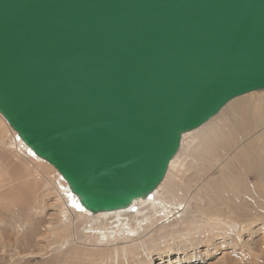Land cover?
I'll return each instance as SVG.
<instances>
[{
	"label": "water",
	"instance_id": "95a60500",
	"mask_svg": "<svg viewBox=\"0 0 264 264\" xmlns=\"http://www.w3.org/2000/svg\"><path fill=\"white\" fill-rule=\"evenodd\" d=\"M264 91V0H0V115L92 215L164 180L182 136Z\"/></svg>",
	"mask_w": 264,
	"mask_h": 264
},
{
	"label": "bare ground",
	"instance_id": "6f19581e",
	"mask_svg": "<svg viewBox=\"0 0 264 264\" xmlns=\"http://www.w3.org/2000/svg\"><path fill=\"white\" fill-rule=\"evenodd\" d=\"M5 123L0 115V168L6 167L2 155L8 152L30 164L34 168L31 173L33 176L29 173L27 179L42 176L41 189L47 195L52 193L55 196L54 207L58 210L59 222L64 227H73L74 221H81L85 225V233L73 235L72 239L82 240L96 250H108L113 264L119 262L120 254L125 258L128 254L132 255L133 251H136L135 257L143 255L149 259L152 252L147 248V243L166 248L168 240L174 239H180L181 246L193 238L196 246L202 240L213 241L226 237L240 241L241 233L262 220L264 92H252L230 101L208 122L184 134L180 149L170 162L164 178L166 182L163 180L159 186L162 187L160 196L134 201L130 208L138 202L143 203L140 209L134 211L128 208L92 215L83 210L88 213L87 217L80 216L67 206L65 197L70 194L67 185L58 186L41 173V167L35 166L29 158L28 150L14 138L16 133L9 128L8 132L5 130L8 125ZM49 166L45 165L47 169ZM186 172H190V177L179 176ZM248 177L254 181L248 182ZM4 183H0V188L11 184L8 182L10 184L6 186L7 183ZM35 193L33 189L32 194ZM4 195L0 191V197ZM71 196L79 206L76 198ZM45 197L35 195L30 202L38 209ZM25 202L31 205L29 201ZM83 218L84 221L81 220ZM72 230L76 231V228ZM155 238L161 241H152Z\"/></svg>",
	"mask_w": 264,
	"mask_h": 264
},
{
	"label": "rangeland",
	"instance_id": "374dc122",
	"mask_svg": "<svg viewBox=\"0 0 264 264\" xmlns=\"http://www.w3.org/2000/svg\"><path fill=\"white\" fill-rule=\"evenodd\" d=\"M8 128L11 129L7 125L5 127L7 132ZM14 138H17L16 134ZM28 152L35 166L41 167V173L46 174L52 183L58 186L66 184L53 167L34 158L29 150ZM2 156L6 167L0 168V183L5 182L6 186L10 184L8 182L11 184L9 187L0 188L1 193L5 194L3 198L0 197V264H113L109 259L108 250L104 252L101 248L96 250L82 240L72 239L73 235L75 237L85 233L83 231L85 225L81 221H74L73 227H64L59 222V213L54 207L55 196L52 193L47 195L41 189L42 176L33 180L27 179L29 178L27 175L29 173L32 175L34 170L30 164L27 165L11 152L4 153ZM45 165L50 168L47 169ZM179 176L190 177V172L179 174ZM6 179L7 181H4ZM247 180L248 182L254 181L251 177ZM4 188L7 192H11L6 194ZM33 189L36 191L35 194H32ZM161 189L162 187H159L158 191L149 198L155 195L160 196ZM39 194L46 195V197L43 204L36 209L30 201ZM25 201H29L31 205L26 204ZM65 201L70 209L77 211L80 216L87 217L88 213L73 202L70 194L66 195ZM142 205L143 203L138 202L129 208V211L138 210ZM262 213V220L255 222L252 228L240 234V241L226 237L213 241L202 240L196 246L193 238L182 247L180 239H174L173 241L168 240L169 245L166 248L147 243V248L152 252L149 259H145L143 255L135 257L136 251H133L132 255L128 254L125 258L120 254L119 262L116 264H264V211ZM81 220L84 221V218ZM73 228H76V231L72 230ZM152 241L159 243L161 240L155 238Z\"/></svg>",
	"mask_w": 264,
	"mask_h": 264
}]
</instances>
